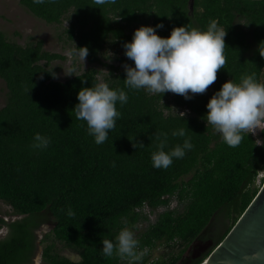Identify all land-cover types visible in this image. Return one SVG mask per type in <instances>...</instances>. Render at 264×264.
I'll return each mask as SVG.
<instances>
[{"label": "trees", "instance_id": "16d2710c", "mask_svg": "<svg viewBox=\"0 0 264 264\" xmlns=\"http://www.w3.org/2000/svg\"><path fill=\"white\" fill-rule=\"evenodd\" d=\"M18 2L47 24L66 20V38L74 47L89 49L86 60L105 66L103 81L127 92L128 102H117L121 116L116 127L106 142L96 144L73 109L80 89L91 87L99 70L91 67L56 80L50 64L63 55L46 51L41 39L21 45L0 30V80L6 88L0 106V201L15 215L10 220L0 216V229L6 228L0 237V264H31L41 244L43 264H127L103 256L102 239L114 241L122 228L133 231L140 223L145 227L135 236L138 251L146 249L142 264H148L157 247L166 252L150 264H177L181 258L180 264L201 263L259 191L258 176L264 181V131L245 134L232 148L203 119L210 98L226 81L239 82L242 74L255 73L264 82V58L258 51L264 41V0H193L191 8L190 0ZM211 19L227 31L226 65L205 94L185 99L125 87L123 65H135L123 45L137 28L162 24L157 34L168 37L174 27L188 23L206 30ZM107 44L121 49L118 65L101 61ZM180 128L186 136L174 137L172 132ZM156 132L167 133L165 151L186 138L194 147L182 159L174 158L169 168H154ZM36 133L50 138L46 149L30 147ZM172 199L175 208L169 207ZM69 207L74 216L67 215ZM144 208L149 213L163 210L150 222ZM46 221L51 229L38 240L36 230ZM196 242L212 246L195 258L191 253L183 257ZM55 243L79 260L59 255Z\"/></svg>", "mask_w": 264, "mask_h": 264}, {"label": "clouds", "instance_id": "9594fccd", "mask_svg": "<svg viewBox=\"0 0 264 264\" xmlns=\"http://www.w3.org/2000/svg\"><path fill=\"white\" fill-rule=\"evenodd\" d=\"M44 2L33 0L34 4ZM93 2L95 5H105L115 4L116 0ZM162 27V24L155 27L140 26L135 30L131 42L123 45L126 57L135 65H123L125 87L137 91L143 89L149 95L171 92L185 99L205 94L209 86L217 81L219 70L225 68L227 31L216 19L209 21L206 30L191 23L174 27L168 37L157 34V29ZM258 51L264 58V41L260 42ZM66 55L85 63L89 49L76 46L68 49ZM74 71L72 69L65 75H73ZM51 74L57 78L54 71ZM25 91L30 92L28 89ZM77 99L79 102L73 109L76 119L86 122L88 134L94 137L96 144H103L121 116L116 107L117 102L121 106L128 102L127 92L112 89L97 77L91 87L80 89ZM206 107L208 111L203 119L207 121V127L210 125L229 147H238L245 134H256L257 129L264 131V82L258 81L255 73L242 74L239 82L230 79L212 95ZM179 115L184 118L186 112H179ZM172 135L185 137L186 133L180 128L174 130ZM154 136L158 143L157 150L151 153V161L157 169L169 168L174 158L182 159L186 150L190 151L194 147L191 139L186 138L182 145L176 144L170 151H165L167 133L156 132ZM50 142L49 137L36 133L30 147L44 150ZM133 146L137 147L136 144ZM139 146L143 147L144 144L141 142ZM67 215H75L70 207ZM102 245L103 256L118 257L121 261H127V264H142L146 252V249L138 251L139 241L128 227L122 228L114 241L103 238ZM254 258L259 259V254Z\"/></svg>", "mask_w": 264, "mask_h": 264}, {"label": "rangeland", "instance_id": "374dc122", "mask_svg": "<svg viewBox=\"0 0 264 264\" xmlns=\"http://www.w3.org/2000/svg\"><path fill=\"white\" fill-rule=\"evenodd\" d=\"M67 26V21L63 20L61 24H47L43 20L32 16L28 13L24 7H22L18 0H0V30L5 34L7 39L15 41L18 44L24 45L28 42H33L35 40L41 39L43 41V48L49 52L59 53L64 56L63 60H54L51 62L50 66L55 69L57 74L56 80L63 81L70 76L81 73L82 71L95 67L99 70L98 77L103 80V76L106 73L107 68L98 63H89L85 60V63L78 58L70 59L66 52L68 49L74 47V42L66 38L64 29ZM121 55V49L119 47L109 45L105 47L104 55L101 57V61L104 63H111L113 65H118L116 60L117 56ZM72 69H75L73 75L68 74ZM5 84L0 80V106L3 104L5 99ZM259 129H257L255 136L258 135ZM262 175H259L256 181V185L261 187ZM177 206L176 199H172L170 202V208H175ZM163 210V208H158L154 213H149L148 208L143 209V213L147 215L150 222H153L156 218V214ZM0 216L4 217L5 220H10L15 218V215L12 214L10 207L4 202L0 201ZM51 223L46 221L43 223L37 230L38 238L41 239L45 233H48L51 229ZM145 227L144 223L138 224V227L133 230L135 235ZM3 228L0 229V234L3 232ZM44 244L38 246L37 252L33 258L31 264H43L42 259L40 258L41 249ZM194 244H191L187 248V252L193 249ZM212 244L209 242L207 245L201 243L200 247L202 252H205L209 249ZM56 252L72 260H79V257L76 253L71 251L69 248L63 246L61 243H55ZM197 250V249H196ZM166 250L163 247H157L153 256H158L159 254L165 253ZM185 253L187 255L188 253ZM200 253V254H201ZM177 264H180L179 262Z\"/></svg>", "mask_w": 264, "mask_h": 264}, {"label": "water", "instance_id": "95a60500", "mask_svg": "<svg viewBox=\"0 0 264 264\" xmlns=\"http://www.w3.org/2000/svg\"><path fill=\"white\" fill-rule=\"evenodd\" d=\"M257 254L259 259L254 258ZM199 264H264V181L226 236Z\"/></svg>", "mask_w": 264, "mask_h": 264}, {"label": "flooded vegetation", "instance_id": "af4514ba", "mask_svg": "<svg viewBox=\"0 0 264 264\" xmlns=\"http://www.w3.org/2000/svg\"><path fill=\"white\" fill-rule=\"evenodd\" d=\"M51 225V224H50ZM3 232H2V234H0V237L2 236V235H4L5 234V232H6V228H3ZM38 230V229H37ZM37 230H36V234H37ZM37 238H38V235H37ZM38 240H40L39 238H38ZM200 242H196L195 243V247H193V249H191V250H189L188 252H187V250L184 252V254H183V257H187L188 256V254L189 253H191V255H190V257H192V258H195V257H197V256H199L200 255V253L202 252V249H204L203 247L201 248L200 247ZM197 249V250H196ZM153 252L154 251H152L151 252V257H150V261L148 262V264H150L151 263V261L153 260V258L155 257V256H153ZM188 253L187 255H185V253ZM160 255V254H159ZM40 258H41V255H40ZM181 260H182V258H181ZM181 260L179 261V263H181ZM187 262L188 261H186L184 264H187Z\"/></svg>", "mask_w": 264, "mask_h": 264}]
</instances>
